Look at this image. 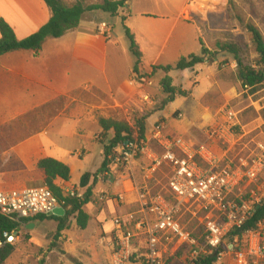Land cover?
<instances>
[{"label": "crops", "instance_id": "0c3cea01", "mask_svg": "<svg viewBox=\"0 0 264 264\" xmlns=\"http://www.w3.org/2000/svg\"><path fill=\"white\" fill-rule=\"evenodd\" d=\"M186 1L154 0L157 13H135L141 19L155 18L166 22L134 25L132 20L129 21L131 17L125 16L124 25L134 36L142 55L139 68L140 75L145 76L142 78L133 73L135 59L129 52V45L121 42L122 38L113 28L112 38L101 37L97 29L103 21L86 20L84 16L74 31L59 39H46L36 57L28 51L0 57V190L44 186V175L37 169L41 160L51 159L67 166L69 181L56 180L54 184L63 194L75 191L83 195L89 188L90 201L83 207L89 220L84 230L92 224L97 226L102 243L112 230V219L136 212L142 195L165 196L155 189L160 185L162 171L171 170V167L164 164L151 175L148 171L150 162L143 157L126 169L111 165L103 172L109 178L102 177L103 173L91 177L86 188L80 187V179L84 174H96L103 162V149L100 154V150L92 146L102 142L99 141L102 136L98 119L124 121L128 113L144 112V138L149 139L154 126L163 122L167 136L182 138L193 148L201 144L191 130V123L176 121L171 116L170 120H165L157 116L160 111L143 107L140 101L142 94L148 95L154 104L165 99L159 83L165 77L172 78L160 70L152 73V68L174 66L180 58H186L189 44L200 42L197 26L185 18ZM130 2L126 3L121 15L131 11ZM49 18L42 0H0V19L18 40L36 33ZM181 19L188 26L181 27L172 48L164 52ZM192 28L196 32L194 37L190 36ZM144 78H150L153 86L140 89L128 84L131 79ZM209 119L206 125L212 123ZM238 122L239 143L230 154H223L229 162L234 156L252 154L254 142L264 140L263 121L256 120L246 126ZM110 138L111 134L107 139ZM150 148L159 153L153 144ZM210 149L220 152L216 143H211ZM70 221L75 224L73 218ZM105 255L108 260L106 250Z\"/></svg>", "mask_w": 264, "mask_h": 264}, {"label": "built area", "instance_id": "2783aa9c", "mask_svg": "<svg viewBox=\"0 0 264 264\" xmlns=\"http://www.w3.org/2000/svg\"><path fill=\"white\" fill-rule=\"evenodd\" d=\"M97 33L112 38V30L105 23L98 26ZM128 84L140 89L153 86L150 78L131 79ZM140 101L143 107L154 105L146 94ZM176 119H183L181 113L176 114ZM130 120L128 113L124 122L132 128L133 140L115 148L108 160L126 169L138 158H146L151 175L164 164L169 165L167 190L172 200L142 195L136 212L112 219V230L103 243L109 264H168L181 248L184 264H195L212 255L216 256L213 264H264V218L242 231L264 203V140L254 142L252 154L234 156L229 162L223 154L236 149L240 136L235 131L238 117L231 109L204 127L205 141L195 148L182 138L167 136L160 123L154 126L149 139L139 138V129ZM211 143L217 144L219 153L210 149ZM151 144L159 153L151 150ZM102 177L109 175L103 173ZM64 196L82 199L75 191ZM64 206L45 186L0 190V214L17 221L49 217L58 208L64 210ZM191 208L195 210L190 217L203 228L201 243L181 222L184 212ZM235 230L242 232L229 235ZM16 240L14 233L3 234L0 250Z\"/></svg>", "mask_w": 264, "mask_h": 264}, {"label": "rangeland", "instance_id": "374dc122", "mask_svg": "<svg viewBox=\"0 0 264 264\" xmlns=\"http://www.w3.org/2000/svg\"><path fill=\"white\" fill-rule=\"evenodd\" d=\"M110 1L116 2L119 0ZM130 1L131 11L123 15L120 14L123 10H120L115 17L102 12H88L84 14L83 18L86 20H102L110 29L113 28L117 36L122 38L121 42L125 46H128V41L124 36L121 23L125 16L127 19L131 17L129 21L132 20L131 22L134 25H139L142 22L149 25L166 22V20L162 21L155 18L141 19L135 15L138 11L157 13L154 0ZM64 2L72 5L74 0H64ZM158 2H161V0H158ZM86 4L99 5L101 0H86ZM185 6V18L197 26L200 40L208 52L214 55V61L212 64L198 65L192 70L184 72L171 71L168 73L172 78L170 79V85L177 90L186 92L187 97H177L173 103L168 104L165 108L161 106L163 99L155 103L151 107L152 110L154 112L160 111L157 116L163 117L165 120H170V116L176 120V114L181 113L183 119L176 121L185 124L191 123V130L200 143L205 141L204 127L209 117L214 123L218 121L222 112L226 109L235 112L243 126L256 120L264 122V84L257 91L245 89L239 80L238 66L233 56L219 49L220 44L238 45V58L241 63L244 66L256 68L257 55L250 37L245 31V25L252 24L255 26L264 40V0H187ZM183 26L188 25L181 19L171 33L164 52H168L172 48L175 37L181 32ZM190 30L192 34L190 36H196L194 28ZM185 53L200 55L201 48L198 41H193L192 45L189 44ZM188 55H186V58ZM156 73L157 71H155ZM159 86L161 87L160 83ZM130 115L132 119L130 121L132 122L142 118L145 113L134 112ZM159 123L163 124V122ZM235 131L238 134L240 127L237 126ZM261 131L264 133V125L261 126ZM92 146L97 147L101 154L103 149L101 145L93 143ZM253 149L254 145L251 146V150ZM235 163L233 162V165ZM224 167L225 164L222 168ZM162 174L161 179H159L160 185H157L155 192H159L172 200L166 187L171 170L162 171ZM262 178H264V175ZM194 210V208H191L184 212L181 222L185 226H194L192 223L193 217L189 215ZM109 219L106 220L107 224L110 222ZM32 225L33 228L30 230L20 229L19 234L16 236L18 239L11 245L13 253L5 261V264H39L44 253L50 248L51 243L55 244V247L50 248L51 252L45 253L46 258L42 264H74V261L82 264H108L105 249L101 242L102 235L94 224L89 226L87 230H79L70 221L69 229L61 233V237L56 243L54 242L57 226L55 221L45 220ZM226 261L224 260L223 263H226ZM179 262L184 264L185 256L182 255Z\"/></svg>", "mask_w": 264, "mask_h": 264}, {"label": "trees", "instance_id": "16d2710c", "mask_svg": "<svg viewBox=\"0 0 264 264\" xmlns=\"http://www.w3.org/2000/svg\"><path fill=\"white\" fill-rule=\"evenodd\" d=\"M129 0H119L116 2L110 0H101L99 5H87L86 0H74L72 5H68L64 0H42L45 4L50 18L49 21L40 28L36 33L30 35L29 37L18 40L12 29L0 19V57L12 52L17 51H28L33 54V56H38L42 50V45L44 41L48 38L59 39L63 37L66 33L74 31L80 24V21L84 14L88 12H102L115 17L120 10L125 8L126 3ZM125 18L121 20L122 29L126 40L129 45V52L135 59V64L133 67V73L137 77H145L140 75V64L142 55L138 49V46L134 40V36L130 30L124 25ZM245 31L250 37L251 44L254 47L255 54L257 55L256 68L250 66H244L240 59L238 58V45L233 44H220L219 49L229 53L233 56L238 66V77L242 86H246L251 91H257L261 85L264 84V40L260 31L252 24L245 25ZM201 55L200 56H188L187 58H180L174 66L167 67H154L152 68V73L157 70L162 71L165 74L171 71L184 72L186 70H192L198 65L212 64L214 61V55L205 48L202 41L200 40ZM163 93L166 98L162 101V108L166 107L168 104L173 103L177 97H187V93L177 90L175 87L170 85V78L165 77L160 82ZM145 118H139L138 120H133V125L139 129V138H144ZM98 126L101 130L103 146V162L99 171L94 175L84 174L80 179V187L86 188L88 181L91 177L96 178L99 174L107 171L112 165L108 157L113 154V150L118 146L123 145L126 142L133 140L134 133L132 128L124 121H115L111 119H98ZM111 134V138L107 139L108 135ZM104 140V142H103ZM106 141V142H105ZM198 165H201L197 159L194 160ZM37 169L41 171L44 175V186L47 187L52 194L59 200L65 203L64 206V216L63 217H46L40 216L26 221H17L15 218H7L0 214V239L3 240V234L14 233L16 236L19 234L20 229L30 223L37 221L52 220L57 223L56 232L54 234V242L59 241L61 233L69 229L70 220L73 218L75 225L79 230L86 229L89 217L83 212V207L90 201V190L86 189L82 195V199L65 197L63 192L55 186L54 182L60 180L63 182H68L70 179V170L67 166L51 159L41 160L37 164ZM164 198L171 202L166 196ZM264 218V203L256 210L251 221H249L243 228L246 230L254 226L255 223ZM194 226H186L188 232L191 233L192 237L198 239L201 243V236L203 234V228L198 224L196 219H192ZM242 231H233L229 235H238ZM55 244L51 243L50 248H54ZM50 248L47 252H51ZM184 248H181L176 252V254L171 259L168 264H180L179 258L183 255ZM13 253V247L11 245H5L0 250V264H5V261ZM42 256L41 262L46 258ZM216 261V256L212 255L209 257H203L198 260L195 264H213ZM74 264H82L78 261H74Z\"/></svg>", "mask_w": 264, "mask_h": 264}, {"label": "water", "instance_id": "95a60500", "mask_svg": "<svg viewBox=\"0 0 264 264\" xmlns=\"http://www.w3.org/2000/svg\"><path fill=\"white\" fill-rule=\"evenodd\" d=\"M64 213H65L64 210L58 208V209L54 210V211L52 212V214L49 215V217H50V216H54V217H63V216H64ZM31 228H33V225H28V226H26V230H30Z\"/></svg>", "mask_w": 264, "mask_h": 264}]
</instances>
